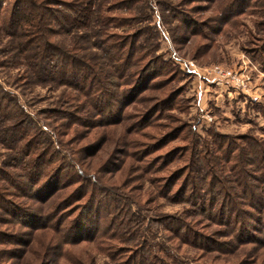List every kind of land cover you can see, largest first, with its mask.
<instances>
[{
  "label": "trees",
  "instance_id": "1",
  "mask_svg": "<svg viewBox=\"0 0 264 264\" xmlns=\"http://www.w3.org/2000/svg\"><path fill=\"white\" fill-rule=\"evenodd\" d=\"M244 1L217 0L222 18L213 22L229 24L237 14L235 8ZM134 2L15 0L0 9V54L8 55L1 66L19 69L22 73L17 81L26 87L63 89L59 108L44 110L46 118L56 123V133L39 137L41 130L24 126L27 117L19 99L0 84V146L5 151L0 154V264L21 261L35 243L36 234L50 239L42 243L35 260L50 264L64 246L94 241L101 222L107 223L105 229L114 225L117 233L127 232L129 212L120 196L108 192L103 179L122 171L124 159L134 162L135 170L156 176L149 181L161 198L192 206L194 215L202 217L205 224L220 228L203 235L184 220L169 217L167 220L177 225L169 228L175 238L201 251V256L215 255L213 260L232 256L239 258L240 264L249 256L242 264H264V141L249 135H215L212 150L201 140L204 148L197 152L200 144L191 138L195 126L150 124L161 107L172 103V92L137 117L128 112L143 103L141 95L154 87L156 80L171 72L170 64L156 54L158 46L149 43V33L118 34L111 30L121 25L111 13L118 8L130 10L129 4ZM252 2L248 8L263 4L262 0ZM182 16L179 23L194 31L193 20L185 13ZM122 20L137 18L130 12V17ZM56 34H73L71 46L53 41ZM87 40L92 41L95 54L86 53ZM117 126L123 127L115 149L119 159L113 150L95 175L87 172L82 162L96 156L101 145L99 139L79 142L94 130ZM159 127L168 131H143ZM78 128L85 130V136ZM185 128L189 133L182 141L191 146L186 149L189 157H181L184 167L159 176L164 167L175 162L174 150L150 157L177 140ZM71 131L69 141H53ZM14 134L20 136L10 139ZM58 145H70L68 155L59 154L55 150ZM248 246L253 249L249 251Z\"/></svg>",
  "mask_w": 264,
  "mask_h": 264
},
{
  "label": "rangeland",
  "instance_id": "2",
  "mask_svg": "<svg viewBox=\"0 0 264 264\" xmlns=\"http://www.w3.org/2000/svg\"><path fill=\"white\" fill-rule=\"evenodd\" d=\"M14 1L0 0V9L7 8ZM134 1L129 4L130 10L118 8L111 13V16L118 18L121 24L111 30L118 34H129L135 31L149 33V43L158 46L156 54L160 55L164 63L170 64L171 72L156 80L153 86L155 83L156 85L150 86L148 91L141 95L144 99L143 103L135 104L128 112L137 117L138 113L149 109L168 92H172L174 94L172 103L161 107L158 114H155L158 118L155 116L150 124L170 127L195 126V130H191L194 135L191 138L200 144L196 148L197 152L204 148L203 145L201 146V140L205 141L209 145L208 148L212 150L215 135L232 138L249 135L264 141V0H262L263 6L257 4L251 8L248 6L253 3L252 0H245L243 4H239L234 11L237 12L236 16L227 25L219 24L220 21L213 22V19L217 17L222 18L221 3L218 4L217 0L198 2L167 0L175 8V13L169 9L165 0ZM130 12L137 20H122L128 19ZM180 12L185 13L196 24L195 28H192L194 31L191 32L187 24L179 23L183 17ZM72 35L56 34L51 39L68 48L74 40ZM2 39V41L6 40ZM84 45L87 49L86 53H96L92 48L91 40H87ZM1 51L3 48L0 46ZM173 53L193 61L200 72L212 67L228 70L245 69L249 72L250 88L254 94L242 93L227 83L211 84L206 79L181 70L179 65L171 60ZM7 57V54H0V84L6 91L14 94L25 108L24 114L27 119L24 126L35 132L41 130L39 137L56 133V123L46 118L44 110L59 108V97L63 89L26 87L21 81H17L22 73L19 69L7 65L1 66V63L6 62ZM224 87L225 91L222 93L215 91L216 88ZM228 93L231 96H228ZM78 130L82 136H85L83 128ZM143 131L158 134L168 129L163 128L162 131L160 127L159 130L146 128ZM72 133L73 131L66 137H56L53 141L56 142L57 139L69 141ZM81 133H78L80 134L78 136H81ZM92 133L79 142V145H82L93 139H99L101 145L96 156L82 162V167L89 173L96 172L98 166L103 164L116 149L117 143L122 138L123 127L100 128ZM188 133V128H185L177 140L167 144L165 148L150 157H158L174 150L175 162L164 167V172L159 176H166L169 171L184 167L181 157H189L190 153L186 152V149L191 144L182 141V138ZM19 136L20 134H14L10 139H17ZM42 139L45 140V138ZM69 147L71 146L58 145L55 150L66 156ZM4 152L0 146V154ZM114 153L119 159L117 150ZM124 161L126 163L122 171L107 174L102 178L106 181L105 186L108 192L113 197L120 196L125 211L129 212L128 231L117 233L114 225H108L111 230L105 229L107 223L103 225L101 222L97 225L99 233L94 241L64 246L61 254L58 255L56 252L50 259V264H238L241 262L239 258L232 256L220 257L217 260H213L215 255L201 256V251L175 238L173 230L169 228L176 229L177 225L170 223L167 220L169 217L184 220L193 228V231L203 235H209L211 230L220 228L217 225L205 224L202 217L194 215L192 206L184 203L172 204L161 198L159 194H156L155 186L149 181L156 176L135 170L136 164L130 159H124ZM179 183L174 190L178 189ZM97 219L96 216L95 222ZM204 225L210 228L207 230ZM16 229L18 230L19 227ZM36 235L38 236L35 243L23 259L12 260L10 264H39V260H35V255L41 251L42 243L46 244L50 237ZM247 249L250 251L253 248L248 246ZM248 258L249 256L243 262L249 260Z\"/></svg>",
  "mask_w": 264,
  "mask_h": 264
},
{
  "label": "built area",
  "instance_id": "3",
  "mask_svg": "<svg viewBox=\"0 0 264 264\" xmlns=\"http://www.w3.org/2000/svg\"><path fill=\"white\" fill-rule=\"evenodd\" d=\"M171 60L175 62L181 70L191 73L198 78L206 79L210 83H227L231 87L240 90L242 93L247 95H253L250 88L251 80L249 72L245 69L232 70L223 69L220 67H212L209 69H204L202 72L199 71L196 64L193 61L183 59L179 57L176 53L171 55Z\"/></svg>",
  "mask_w": 264,
  "mask_h": 264
},
{
  "label": "crops",
  "instance_id": "4",
  "mask_svg": "<svg viewBox=\"0 0 264 264\" xmlns=\"http://www.w3.org/2000/svg\"><path fill=\"white\" fill-rule=\"evenodd\" d=\"M215 91H216V92H219V93H222V92L225 91V87H224V88H216ZM228 96H231V94L228 93Z\"/></svg>",
  "mask_w": 264,
  "mask_h": 264
}]
</instances>
